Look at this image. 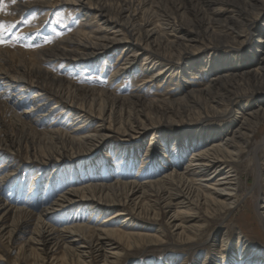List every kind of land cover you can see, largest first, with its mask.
Here are the masks:
<instances>
[{
  "label": "rangeland",
  "instance_id": "obj_1",
  "mask_svg": "<svg viewBox=\"0 0 264 264\" xmlns=\"http://www.w3.org/2000/svg\"><path fill=\"white\" fill-rule=\"evenodd\" d=\"M20 1L32 4L30 8L20 9L17 4ZM209 1L213 0H101V4L108 8L112 16L119 17L126 26L108 20L105 23V19L101 18L94 9L85 10L64 3L57 5V0L50 1L53 7L45 6L37 0H0V4L3 5L0 7V37L4 40L0 43V71L2 69L16 71L30 66L43 67L50 74L59 76L66 84L68 83L69 87L66 90L76 94L77 97L88 99L91 95V98L96 100L98 98L96 103L105 108V111L112 106L111 115L114 116H111L113 118L110 123L113 126L110 132L106 131L107 136L101 141L102 146H94L90 149V155L79 154L80 157L74 160L52 161L44 165L30 164L26 159L24 160L25 150L19 154L6 153L10 155L9 159L11 157L15 159L14 162L25 163L24 167L28 172H25L20 182H7L0 196L3 199H13L19 191L18 200L21 205L37 211L39 209L37 203L27 199L34 174H39L42 178L36 182L40 192L38 198H42V205L45 206L53 195L59 194L70 185L80 186L85 185L86 182L87 184L96 182L100 179L97 175L106 176L107 171V176H111L114 180L120 173L119 164L125 167L132 166L128 178H137L138 182L146 178L157 179L169 169L168 163L174 162L173 160L177 163L178 170H181L188 160V153L180 157L169 154L172 153L174 145L177 147L176 152L178 151L179 143L186 135H191L190 131L195 127L206 131H218L222 136H230L244 117H249L250 109L257 108L258 99L264 97V87H261L259 80L244 78L246 66L252 64L250 57L254 50H257L256 45L264 43V0H256V2L255 0H217L218 5L214 7L219 8L218 11H214V7L212 10L207 7ZM75 30L80 31L78 34L80 37L87 30L86 33L93 37H117L127 41L123 40L120 45L116 44L110 48L111 50L108 49L92 59L73 64L47 60L44 53L48 52L49 47L73 37ZM219 35L226 36L228 40L221 44L218 41ZM135 36L140 37V43L133 39ZM177 36L192 37L195 40L185 41L188 46L185 49L183 41ZM258 40L261 42H257ZM134 52L137 53L134 61L128 63L126 58L128 56L133 58L131 55ZM216 63L219 65L216 66ZM221 72L229 74V80L221 84H213L212 82L217 80ZM3 80L5 79L0 77V102L6 105L2 116L14 130L19 129L23 121L28 123L30 121L29 124L38 131L59 127V131L68 133L75 127L77 123L74 121L75 117L71 112H66L61 104H58L56 109H52L51 114L42 118L43 120H34L40 113L48 111L44 108L30 110L36 89L29 88L22 96L19 89L22 88L21 86L11 93V87L9 86L8 89L7 86L10 84L9 81L3 82ZM79 87L86 89L88 96H83L84 93L81 95L80 90L77 89ZM213 98H222L221 105H223L220 107L232 109L231 114L225 117H212L210 107L215 106L212 102ZM39 103L41 102H36ZM56 103L57 99L50 101V105ZM27 109L29 114H22V111ZM206 114H209V117L205 116ZM144 116L151 118L152 125L141 133L122 134L121 130L115 129L117 126L126 128L135 118ZM87 121L84 132L92 133L98 120L93 117ZM262 124V130L257 131V127L253 128L247 142L240 149V162L236 170L241 190L236 197L239 206H242L241 209L231 215H216L211 218L198 211L196 215L200 219L195 223H201L202 227L199 235L195 237V242L192 243L194 245L179 241L172 236L173 230L167 224V214L163 213L158 219H147L122 211L114 220L103 223L124 232L131 231L148 236L160 234L164 243L119 249L120 254L116 264H209L212 259H216V263L220 264L223 260L219 258L223 255V250L220 248L225 246L236 257L234 262L238 263V255L242 253L245 242L253 254L264 256V228L254 204L255 200L260 204L264 203L262 201L264 180L262 187L256 193L253 192L251 196L247 194L248 187H252L254 183L255 173L250 166L249 151L264 138L263 120ZM254 133L257 135L254 136ZM52 146L54 144L51 141L43 144L42 148L48 149ZM257 157L264 177V141L257 151ZM0 160H2L1 167L5 161L2 157ZM165 164L167 167H163ZM104 165L107 166L105 172ZM75 175H79L76 184L72 182ZM245 200H248L250 205L244 206ZM68 212L62 213L61 218L55 217L58 218L54 219L55 227H61L63 224L93 227L96 223H100L103 217L115 213V210L98 214L97 211L90 213L89 210L78 206ZM125 217L128 219L124 220ZM128 222V225L134 226L125 225ZM222 237L225 239V245L221 244ZM6 251L7 248L0 242V253L4 256L0 264H15L13 259L15 253ZM61 256L60 252L56 253V257ZM170 258L174 259L170 261Z\"/></svg>",
  "mask_w": 264,
  "mask_h": 264
},
{
  "label": "bare ground",
  "instance_id": "obj_2",
  "mask_svg": "<svg viewBox=\"0 0 264 264\" xmlns=\"http://www.w3.org/2000/svg\"><path fill=\"white\" fill-rule=\"evenodd\" d=\"M37 1L45 6L50 5L53 7V5L50 4L51 0ZM100 1L101 0H57L56 4L59 5L64 3L85 10L94 9L101 18L105 19V23L108 20L118 25H126L119 17L112 16L108 8L101 4ZM17 4L20 9H24L30 8L32 3L20 1ZM206 5L212 10L215 5L217 7L218 2L217 0H213L209 1ZM216 10L218 11L220 9L215 8L214 11ZM86 31L83 33V36L80 37L78 36L80 33L78 30L74 33L73 37L64 39L60 41L58 45L51 48L49 47L48 52L46 51L44 56L50 61L57 60L56 62L64 61V64H73L92 59L96 55L102 54L111 47H114L116 44L120 45L124 40L123 38L117 37H93L90 34L88 35ZM132 35H134V33ZM179 38L183 41L182 43H184L185 49L188 48L185 41L189 42L195 40L192 37L187 38L185 36H180ZM133 39L138 43L141 41L140 37L138 38L135 36ZM226 40H228L226 36L219 35L218 41L221 44L222 42H226ZM257 42H261V40ZM68 46L71 47L67 48ZM84 49L86 51H84ZM256 49L252 57H250L252 64L246 66L244 78L248 79L251 77L254 80H259L261 87H264V43L256 45ZM154 51L152 52L155 54L156 52ZM42 52L43 51H41V53ZM136 54L137 53L134 52V54L131 55L133 58L129 56L126 58L128 63L134 61ZM216 64V66L219 65V63ZM143 69L146 68L143 67ZM154 76H156V73ZM0 77L9 81L10 84L8 83L9 85L7 86L8 89L9 86L11 87V93L20 86L22 87L19 88L22 96L23 92L27 91V89H36L33 94L34 96H32L34 101L31 104L32 108H30V110L33 111L44 108L48 111H44L43 114L40 113L34 120L44 119L49 113L51 114L52 109L58 104H61L66 112H71V115L75 117H73L74 121H77L73 129H69L70 131H67L68 133H63L58 130L59 127L58 129L54 127L56 129L51 128L50 130L38 131L33 125L29 124L30 121L29 123L28 121H23V117L20 128L14 130L13 127L4 120L2 112L6 105L0 102V158L2 157L5 161L0 167V192L7 182L16 183L22 181L27 171V168L24 167L25 163H22V165L20 162L15 161V163V159L12 157L9 159L11 154H19L22 150H25V158L23 159H26L30 164L41 163L47 165L52 161L61 162L64 160H74L80 157L78 156L79 154L90 155V149H93L94 146H102L101 141L107 136L106 131L110 132L113 126V124L110 123L112 120L111 118L114 117L111 115L113 112L112 106L106 109L108 112L105 111V108L96 103L98 98L96 100L95 98H91V95L88 96L86 89L84 90L83 87L77 89L80 90L81 95L84 93L83 96H88V99L87 97H77L76 94L66 90L69 87L68 83L66 84L59 76L56 77L50 74L43 67H22L20 70L16 71L2 69V71H0ZM229 77V74L226 75L221 72L217 80L212 83L221 84L229 80ZM5 80H3V82ZM74 88L76 89V87ZM90 90L92 91V89ZM6 95L8 96V94ZM53 99H57V103L50 105V101ZM258 100L259 103L257 108L250 109L249 117H244L239 127L236 128L230 136H222L218 131H206L199 127H195L193 131H190L191 135H186L184 140L179 143L181 148L179 146L176 152L177 147H174V145L172 147V153L169 154H173V157H180L188 153V160L181 170H178L177 163H174L175 160H173L174 162L172 163L170 161L168 163L170 166L169 169L154 180L146 178L138 182L137 178H128L132 172V166L125 167L118 163L119 165H117L120 168L117 167L122 174L119 173L114 180H112L111 176H107V171L106 176L97 175V178L99 177L100 179L96 182H90V180V183L87 184L86 182L85 185H70L59 192V194L53 195L52 199L43 206L42 198H38L39 187L38 182H36L42 178L39 177V174H34L30 190L26 193L27 199H31L33 202L37 203V208H39L37 211L31 208H25L21 205L22 203L18 200L19 191L18 195H16L17 198L3 199L2 196H0V242L7 248L8 252L11 251L15 253V257L13 258L15 264H116L120 254V252H118L119 249H130L132 246L137 247L143 244L160 245L164 243L160 234L148 236L147 234L131 231L124 232L120 229L111 228V225H105V223H103L112 221L116 218L117 214H120L122 211H127L129 214H136L139 217H145L147 219H158L163 213L167 214V224L173 230L171 231L172 236L176 237L179 241L194 245L192 243L195 242V237L199 235L202 227L201 223H195L196 220L200 219V217L196 215L198 211H201L206 217L211 218L216 215H231L242 208L241 205L239 206V201L236 197L241 190L236 166L239 165L240 162V149L243 147V144L247 142L249 133L252 132L254 127L258 128L257 131L263 129L262 120L264 121V107H262V104H264V97ZM37 101L41 102L39 103L40 105L36 104ZM221 101L223 102L222 98L212 99L215 105L210 107L212 117H225L231 114L232 109L229 110L220 107L223 105H221ZM27 110L22 111V114L28 113L29 110ZM146 116L141 118L137 117L133 121L131 120L132 122L130 124L128 123V127L126 128L117 126L115 129L118 131L121 130L122 134L130 135V133H141L152 125L151 118ZM205 116L209 117V114ZM93 117L98 120L95 122V129L92 133H85L84 127H86V122ZM129 118H131V116ZM256 135L257 133H254V136ZM51 141L54 146L48 149L42 148L43 144ZM262 141H264V138ZM261 142L252 147L249 151V155L251 156L250 166L253 167L255 172L252 187L249 188L247 186L249 192L247 194H250V196L253 192L256 193L258 189L262 187L264 180L262 166L257 157V151L261 146ZM169 160H171V158ZM165 166L166 164L163 167ZM106 169L107 166L104 165V172ZM78 176L72 180L73 183L76 184V182H78ZM262 201H264V199ZM254 204L259 212L260 222L264 228V203L260 204L258 200H255ZM245 205H250L248 200L244 201V206ZM78 206L83 207L85 210H89L90 213L97 211L96 213L101 214L104 211H111L113 209L115 213L103 217L102 221L95 225L93 224V227L81 224H63L61 227H55L56 224L54 225V219H58L55 218L56 216L61 218L60 216L62 213L68 212L73 207ZM126 219L128 218L125 217L124 220ZM128 224L129 222L125 225L129 227L134 226L133 224ZM124 240L126 241L124 242ZM220 241L221 244H226L224 237H222ZM243 244V246L241 245L243 249L242 253H239L240 251L238 252V263L234 262V258L236 257L233 256L232 252L228 251L226 246L224 248L221 247L220 250H223V255L219 258H223V260L220 264H264L263 254H253L248 244L246 242ZM3 252L4 251H2V253ZM57 252H60L62 256L59 258L56 257ZM2 253H0V260L4 257ZM173 259L174 258H170V261ZM209 264L219 263H216V259H212L209 261Z\"/></svg>",
  "mask_w": 264,
  "mask_h": 264
},
{
  "label": "snow or ice",
  "instance_id": "obj_3",
  "mask_svg": "<svg viewBox=\"0 0 264 264\" xmlns=\"http://www.w3.org/2000/svg\"><path fill=\"white\" fill-rule=\"evenodd\" d=\"M0 7H3V5H2V4H0ZM3 42H4L3 38H2V37H0V43H3Z\"/></svg>",
  "mask_w": 264,
  "mask_h": 264
}]
</instances>
